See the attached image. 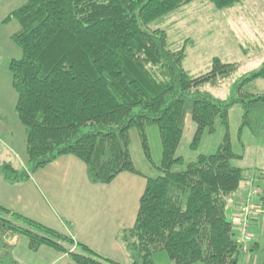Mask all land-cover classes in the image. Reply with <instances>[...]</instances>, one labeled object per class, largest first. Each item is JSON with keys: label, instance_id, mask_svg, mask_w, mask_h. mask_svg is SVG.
Listing matches in <instances>:
<instances>
[{"label": "trees", "instance_id": "obj_1", "mask_svg": "<svg viewBox=\"0 0 264 264\" xmlns=\"http://www.w3.org/2000/svg\"><path fill=\"white\" fill-rule=\"evenodd\" d=\"M193 1L27 0L4 18L18 23L11 39L20 57L10 59L8 69L28 166L0 163L7 182L19 183L67 154L85 163L94 183L123 171L139 173L129 153V129L139 130L150 160L144 126L157 125L161 174L146 178L134 224L119 235L129 264H154L153 254L160 250L174 264H238L243 251L228 207L250 176L231 163L241 154L233 152L228 135L214 153L199 154L182 170L172 167L184 162L174 152L185 111L190 109L196 126L194 146L205 129L213 131L216 117L227 125L231 105L242 103L248 111L264 103L263 93L247 90L264 78V62L234 80L229 99L201 90L204 83L233 77L238 66L215 57L207 73L193 77L183 67L185 46L173 47L161 26H151ZM209 1L225 8L241 0ZM259 205L264 212L263 196ZM7 234L24 238L33 252L46 246L67 253L74 264H119L0 205L2 260Z\"/></svg>", "mask_w": 264, "mask_h": 264}, {"label": "rangeland", "instance_id": "obj_2", "mask_svg": "<svg viewBox=\"0 0 264 264\" xmlns=\"http://www.w3.org/2000/svg\"><path fill=\"white\" fill-rule=\"evenodd\" d=\"M26 1L0 0V122L7 125V131H16V128L22 127L14 110L16 93L12 88L11 73L8 69L9 59L20 57V48L11 39V35L18 29V23L15 20L4 22V18ZM155 25L166 31L173 47L185 46L183 67L193 77L207 73L215 57L222 62L235 63L238 66L233 77L219 78L217 82H207L200 86L201 90L208 91L215 97L229 99L234 94V80L259 68L264 62V0H241L225 8H216L209 0H194L157 19L151 26ZM247 90L264 94V78L250 82ZM247 110L242 103L231 105L228 109L227 125L222 124L216 117L213 131L205 129L193 146L196 126L188 108L183 118L182 136L174 152V155L181 156L184 162L173 165L172 169L182 170L187 162L195 160L199 154L214 153L228 135L233 152L241 154V157L233 158L231 163L246 169L250 177H256L253 183L244 181L240 186H255L260 192V199L264 191V150L258 143L264 138V103L256 104ZM144 134L150 160L144 155L136 127L129 129V153L139 174L145 178L156 177L161 174L158 167L162 158L157 125H145ZM10 138L5 129H0V162L9 159L15 166H19L18 159L11 151ZM247 232L250 240L245 245L251 244L254 248L244 249L239 242L243 251L239 254L238 264H264V213L261 210L257 218L251 220ZM8 237L7 234L5 239L9 241L8 247L2 251L6 255L12 243L17 244L19 248L13 252L17 262L6 257L4 260L0 259V264H26V260L21 259L24 256L20 251V244H26L24 238L18 235ZM74 247L73 245L70 249L73 250ZM153 262L174 264L164 250L153 254Z\"/></svg>", "mask_w": 264, "mask_h": 264}, {"label": "crops", "instance_id": "obj_3", "mask_svg": "<svg viewBox=\"0 0 264 264\" xmlns=\"http://www.w3.org/2000/svg\"><path fill=\"white\" fill-rule=\"evenodd\" d=\"M19 127L16 131H7V125L0 122L1 131L5 129L11 136V151L19 166L9 159L2 162L27 168L24 127ZM258 144L264 150V138ZM145 183L144 176L129 171L118 173L108 182L94 183L88 178L85 163L67 154L35 170L19 183H9L0 176V205L71 237L75 243L87 246L101 257L129 264V255L119 235L133 226ZM246 189L245 185L239 186L233 194L228 207L231 219L235 201ZM257 216L258 213L253 219ZM16 245L12 243L5 255L15 262L13 252L19 248ZM245 246L248 250L254 248L251 244ZM20 251L26 264H74L67 253L46 246L33 252L21 243Z\"/></svg>", "mask_w": 264, "mask_h": 264}, {"label": "built area", "instance_id": "obj_4", "mask_svg": "<svg viewBox=\"0 0 264 264\" xmlns=\"http://www.w3.org/2000/svg\"><path fill=\"white\" fill-rule=\"evenodd\" d=\"M254 178L256 177H249V183H253ZM259 194L260 192L255 186H248L245 194L237 200L236 209L232 213V226L237 240L242 243L244 249H246L245 243L250 240V235L247 232L250 222L261 210L258 201Z\"/></svg>", "mask_w": 264, "mask_h": 264}]
</instances>
